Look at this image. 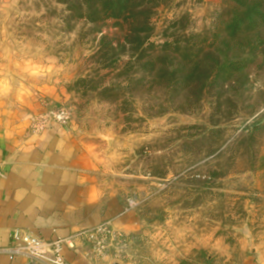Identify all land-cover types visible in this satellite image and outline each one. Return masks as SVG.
<instances>
[{
    "label": "rangeland",
    "instance_id": "obj_1",
    "mask_svg": "<svg viewBox=\"0 0 264 264\" xmlns=\"http://www.w3.org/2000/svg\"><path fill=\"white\" fill-rule=\"evenodd\" d=\"M79 1L0 0V58L72 110L139 202L115 263L264 264V18L233 29L264 0L148 1L151 41L200 58L201 78L178 86L160 75L171 60L150 75L116 20L86 19Z\"/></svg>",
    "mask_w": 264,
    "mask_h": 264
},
{
    "label": "crops",
    "instance_id": "obj_2",
    "mask_svg": "<svg viewBox=\"0 0 264 264\" xmlns=\"http://www.w3.org/2000/svg\"><path fill=\"white\" fill-rule=\"evenodd\" d=\"M48 92L0 58V264H30L2 251L17 227L47 240L110 220L130 236L141 227L136 211L125 213L128 198L115 187L118 174L99 143L78 135L73 122L30 134L28 117L43 111L42 97L60 104ZM64 256L70 264L115 263L113 255L96 262L80 238Z\"/></svg>",
    "mask_w": 264,
    "mask_h": 264
},
{
    "label": "built area",
    "instance_id": "obj_3",
    "mask_svg": "<svg viewBox=\"0 0 264 264\" xmlns=\"http://www.w3.org/2000/svg\"><path fill=\"white\" fill-rule=\"evenodd\" d=\"M42 104L43 111L28 117L31 135H40L54 124L67 125L72 122L73 113L68 107L48 100H43ZM139 205L135 197H129L126 201L125 213L135 211ZM77 238L86 242L88 255L98 263L99 259L107 255L118 257L127 253L135 240L133 236L116 229L113 220L103 222L65 239L47 240L34 235L27 229L17 227L13 230L11 245L2 251L11 259L22 257L30 264H70L64 256V249L74 247V241Z\"/></svg>",
    "mask_w": 264,
    "mask_h": 264
},
{
    "label": "trees",
    "instance_id": "obj_4",
    "mask_svg": "<svg viewBox=\"0 0 264 264\" xmlns=\"http://www.w3.org/2000/svg\"><path fill=\"white\" fill-rule=\"evenodd\" d=\"M81 1H86L81 4V12H83L86 19L94 20V18L99 16L103 21L116 20L118 27H120L118 30L122 31L125 38L124 43L132 47V51L137 54L136 56L145 58L153 66V70L149 73L150 75L154 74L157 78V74H160L162 70L158 69V66H163L162 61L171 60L175 64L173 66H176V69H168L171 74L169 71L160 74L167 79L166 81L175 82V85L178 86L181 81L185 83L190 82L191 79H197V76L201 78V75H199L200 58H198L197 53L191 52L188 57L190 61L185 64L179 58L177 51L167 53L169 49H173L175 46L173 41H164L160 45H156L155 42L151 41L155 31L148 7V1L151 0H80L79 2ZM255 17L264 18L261 6L246 5L244 10L243 8L239 10L233 29L239 30L244 24L253 22ZM187 48L189 51L192 50L191 47ZM140 49H143L142 52H140ZM184 65L186 74L189 72L185 77L180 75L178 71V68Z\"/></svg>",
    "mask_w": 264,
    "mask_h": 264
}]
</instances>
